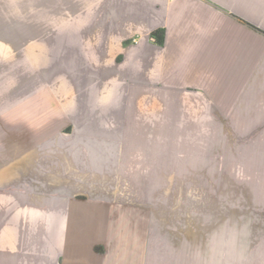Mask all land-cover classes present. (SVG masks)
I'll use <instances>...</instances> for the list:
<instances>
[{"label": "crops", "instance_id": "obj_1", "mask_svg": "<svg viewBox=\"0 0 264 264\" xmlns=\"http://www.w3.org/2000/svg\"><path fill=\"white\" fill-rule=\"evenodd\" d=\"M0 264H264V0H0Z\"/></svg>", "mask_w": 264, "mask_h": 264}, {"label": "rangeland", "instance_id": "obj_2", "mask_svg": "<svg viewBox=\"0 0 264 264\" xmlns=\"http://www.w3.org/2000/svg\"><path fill=\"white\" fill-rule=\"evenodd\" d=\"M197 151L199 148H192ZM209 147H201L202 155L196 156L193 155L195 159H201L203 162V168L201 175L203 177L197 178L195 175L199 173L196 172L194 169H187L185 175L188 177L185 178H171V179H164L160 181V185L168 188L170 194H165L164 196H157L158 201H162L164 203L169 204L171 208H174L177 212L180 213V217L183 215L184 218L192 219L193 216V209H194V192L198 188H205L211 185H218V186H225L226 183L229 186H238L241 185L240 179H218L213 180L208 177L209 175ZM192 158V157H191ZM190 166H193V163H190ZM197 197V196H196ZM203 198H208V196H202ZM161 198V200H160ZM169 211L175 212L172 209Z\"/></svg>", "mask_w": 264, "mask_h": 264}, {"label": "trees", "instance_id": "obj_3", "mask_svg": "<svg viewBox=\"0 0 264 264\" xmlns=\"http://www.w3.org/2000/svg\"><path fill=\"white\" fill-rule=\"evenodd\" d=\"M158 44H160L161 46L163 45L164 43V30H158L156 32L153 33L152 35Z\"/></svg>", "mask_w": 264, "mask_h": 264}]
</instances>
